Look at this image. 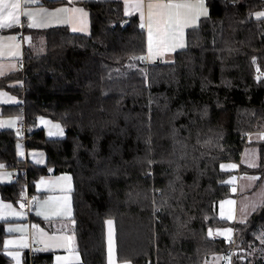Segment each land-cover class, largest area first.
Here are the masks:
<instances>
[{
    "label": "trees",
    "instance_id": "obj_1",
    "mask_svg": "<svg viewBox=\"0 0 264 264\" xmlns=\"http://www.w3.org/2000/svg\"><path fill=\"white\" fill-rule=\"evenodd\" d=\"M205 1L208 14L171 61L146 63L145 31L122 2L88 0L90 33L35 30L40 40L23 68L0 76V88L23 99L1 113H21L28 127L25 137L0 129V162L27 161L29 191L52 167L71 175L75 264H107L108 220L118 262L210 264L221 254L222 264H264V201L235 222L230 241L216 233L229 224L218 203L232 185L221 162L264 175V16L256 13L264 0ZM42 116L60 121L65 135L48 137L37 126ZM19 139L42 149L46 165L20 159ZM247 145L259 155L248 169ZM24 182L0 184L2 196L14 199ZM6 234L0 220V264H12ZM32 264H56L53 252H36Z\"/></svg>",
    "mask_w": 264,
    "mask_h": 264
},
{
    "label": "rangeland",
    "instance_id": "obj_2",
    "mask_svg": "<svg viewBox=\"0 0 264 264\" xmlns=\"http://www.w3.org/2000/svg\"><path fill=\"white\" fill-rule=\"evenodd\" d=\"M263 12L264 11L256 13L259 15ZM35 35L36 34L32 33L30 36V41L28 42V46H26V51L29 47L34 48L36 43L40 40V36L37 35L36 37ZM153 62H156V60ZM146 63L149 64V62ZM0 90H6L7 92L14 94L15 101H23L17 92L9 88H0ZM6 91H0V94H4ZM8 96L11 97V95ZM1 112L2 109L0 107V127L17 129V123L23 122L24 120L21 113L4 115ZM37 126L44 128L45 134L51 138L63 137L65 135V129L62 123L48 116H42L37 119ZM16 132L19 134L17 130ZM262 134L263 133H260V135ZM256 136L257 134L253 135V138ZM243 154L244 157L242 156L243 158L241 161L244 165L246 164L244 168L248 169L252 166H256L259 163L257 147H254L253 145H247L243 151ZM17 155L20 159H28L30 163L34 165L45 166L47 163L45 152L42 149L27 148V146L24 144V141L21 139H19L17 142ZM26 162L27 161H24L23 164ZM247 164L251 166H248ZM220 167L222 170L232 171V174H230L228 180L232 185L231 194L227 197H224L223 199H220L218 203L219 216L228 220L229 224L226 227H221L220 229L216 230V233L225 238L227 241H230L234 234L235 222L246 219L264 201V175H261L258 172H243L242 167L241 171L240 164L237 161H223L221 162ZM13 170V167H9L0 162V182H11L14 179ZM253 177L258 179H252ZM31 183V193L27 192L28 184L25 181L24 189L21 193L16 195L14 199H6L0 192V220H6L5 230L7 233L4 240V247L7 248L9 256L13 260L12 264H21L23 250L26 247H28V249L30 248V243L28 240H25L24 236L29 234L34 244H42V247L45 245V251H47L49 247H52V242L55 240V238L60 241H57V245L53 247H59L61 243L65 244V247L67 248L71 247L68 251L54 250V263L61 264L62 262L69 261L73 254H76L78 261L80 262L81 255L74 247V235L51 232L46 227L40 225L38 220L36 221L34 219L36 216L48 219L57 216H64L66 218L72 214L73 201L71 195V175L67 172L55 173L48 171L38 175L32 180ZM24 193L30 194L31 196V209L29 212L22 208ZM30 213L33 214L32 218L30 217ZM109 221H111V224H109ZM60 227H63L64 229L68 228L67 224ZM106 228L108 230L107 264H129L127 262H118L115 258L114 221L108 220ZM55 233L58 234L56 235ZM61 235L63 236V239ZM223 261V255L216 254L211 256L210 264H222Z\"/></svg>",
    "mask_w": 264,
    "mask_h": 264
},
{
    "label": "crops",
    "instance_id": "obj_3",
    "mask_svg": "<svg viewBox=\"0 0 264 264\" xmlns=\"http://www.w3.org/2000/svg\"><path fill=\"white\" fill-rule=\"evenodd\" d=\"M66 3H61L55 6H49L44 4L43 0H34V2L25 4V0H19L21 7L16 11V15L20 17L18 24H13L11 27L0 28V76L7 75L11 72L19 71L23 68L24 58L26 54V46L30 41V36L35 33V30H44L55 26H66L71 32L75 33H90L92 30L91 19L89 10L83 5V1L88 0H67ZM82 1V2H81ZM99 1H120L123 4L125 15H137L139 16L141 25L146 35V62L154 63L153 61L162 60L164 62L171 61L177 50L186 46L187 29L196 26L201 17L207 15L208 6L205 0H99ZM9 3L13 0H8ZM186 3L189 7L177 9H170L164 7L169 3ZM140 4L142 7H137ZM0 13V20L7 11ZM24 12H29L31 15L25 16ZM23 35V41L20 40V36ZM6 91V90H0ZM8 95H11L9 97ZM13 100V101H6ZM22 101H15L14 94L5 92L0 94V107L3 105H15L20 104ZM21 123V122H18ZM17 123V124H18ZM39 127V126H38ZM5 129L0 127V129ZM44 129V128H43ZM253 136V135H252ZM251 136V137H252ZM244 157V154H243ZM242 157V158H243ZM28 160V159H26ZM28 162H30L28 160ZM246 165V164H245ZM248 165V164H247ZM251 166V165H248ZM253 167V166H252ZM255 167V166H254ZM14 175V170H13ZM13 179L11 182H13ZM6 182H0L4 184ZM10 183V182H8ZM27 192H30L27 190ZM27 196L24 193L23 202ZM25 211L29 209L23 207ZM73 212L70 216H57L51 219L34 217L40 225L46 227L51 232H58L68 235H74L73 228L75 221L72 219ZM30 217L33 214L30 213ZM64 219V220H63ZM44 220V223L42 222ZM5 222L6 220H2ZM67 224L68 228L64 229L60 227ZM58 233H55L56 235ZM25 240L29 243H33L32 238L29 235H24ZM59 237V236H56ZM62 239L63 236L61 235ZM70 237V236H69ZM75 238V235L73 236ZM72 240V238H71ZM57 238L52 242V247L46 250L45 245L42 249H38L37 252H53L54 250L68 251L71 247H65V244L61 243L59 247H53L57 244ZM73 244V243H72ZM74 245V244H73ZM72 245V246H73ZM76 251V242H75ZM73 247V248H74ZM26 247L22 252L21 264H26ZM79 252V251H78ZM6 253L9 252L6 248ZM12 259V258H11ZM13 262V260H12ZM54 262V261H53ZM79 263L76 254L70 257L69 261L62 262L61 264H75Z\"/></svg>",
    "mask_w": 264,
    "mask_h": 264
},
{
    "label": "snow or ice",
    "instance_id": "obj_4",
    "mask_svg": "<svg viewBox=\"0 0 264 264\" xmlns=\"http://www.w3.org/2000/svg\"><path fill=\"white\" fill-rule=\"evenodd\" d=\"M34 2V0H25V4H29ZM190 5L186 3H169L167 5H164V7L167 8H174V9H181L185 7H189ZM21 4L19 0H13V2L9 3L8 0H0V13H4L6 9H11L10 11H7L6 14L3 16V19L0 20V28L5 27H11L13 24H18L20 22V17L16 15V11L20 9ZM137 7H142V5L138 4ZM25 16L31 15L29 12H24ZM259 16H264V13L259 14ZM143 27V25H141ZM252 179H258L256 177H253ZM235 190V189H234ZM109 224H111V221H109ZM231 231V230H228ZM209 235H211V230H209Z\"/></svg>",
    "mask_w": 264,
    "mask_h": 264
},
{
    "label": "built area",
    "instance_id": "obj_5",
    "mask_svg": "<svg viewBox=\"0 0 264 264\" xmlns=\"http://www.w3.org/2000/svg\"><path fill=\"white\" fill-rule=\"evenodd\" d=\"M20 40L23 41V35L20 36ZM164 61L162 60H158L157 63L161 64ZM258 74L259 71H258ZM19 134L23 137L26 136L27 132H28V127L26 124V120L24 119L23 122L18 123L17 124V129H16ZM24 144H26V139H23ZM14 175L13 178L16 180L18 178H22L24 179L27 184L29 182V166L28 163L26 162L25 164H23L22 166H14ZM30 194H27L24 202H23V207L29 209L31 207V201H30ZM42 244H34V243H30V248H29V259H30V264H32V258L35 254V252L39 249H42Z\"/></svg>",
    "mask_w": 264,
    "mask_h": 264
},
{
    "label": "water",
    "instance_id": "obj_6",
    "mask_svg": "<svg viewBox=\"0 0 264 264\" xmlns=\"http://www.w3.org/2000/svg\"><path fill=\"white\" fill-rule=\"evenodd\" d=\"M50 172H54V168L52 167V168H50Z\"/></svg>",
    "mask_w": 264,
    "mask_h": 264
},
{
    "label": "bare ground",
    "instance_id": "obj_7",
    "mask_svg": "<svg viewBox=\"0 0 264 264\" xmlns=\"http://www.w3.org/2000/svg\"><path fill=\"white\" fill-rule=\"evenodd\" d=\"M205 18V17H204ZM25 80V79H24ZM162 219V218H161ZM156 220V219H155Z\"/></svg>",
    "mask_w": 264,
    "mask_h": 264
}]
</instances>
